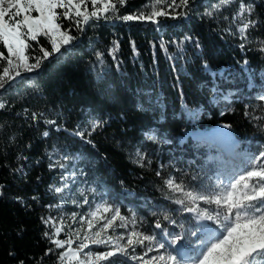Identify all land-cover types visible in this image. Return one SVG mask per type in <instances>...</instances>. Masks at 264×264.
<instances>
[{
	"label": "trees",
	"instance_id": "obj_1",
	"mask_svg": "<svg viewBox=\"0 0 264 264\" xmlns=\"http://www.w3.org/2000/svg\"><path fill=\"white\" fill-rule=\"evenodd\" d=\"M240 2L193 0L186 16L159 24L91 22L83 33L73 30L78 39L62 57L0 92V264H62L63 249L44 235L55 227L43 220L64 202L55 188L73 167L139 231L165 244L181 235L198 253L191 238L198 225L184 210L191 205L167 180L197 194L215 191L217 176L234 177L264 151V0H243L257 22L246 40L232 20ZM150 3L127 0L120 14ZM218 123L239 142L234 160L200 134Z\"/></svg>",
	"mask_w": 264,
	"mask_h": 264
},
{
	"label": "snow or ice",
	"instance_id": "obj_2",
	"mask_svg": "<svg viewBox=\"0 0 264 264\" xmlns=\"http://www.w3.org/2000/svg\"><path fill=\"white\" fill-rule=\"evenodd\" d=\"M229 2L230 0H223L224 4ZM126 3L127 0H0V90L11 87L18 79H23L24 74L32 73L45 62L62 57L78 39L72 34L73 30L83 33L91 22L113 17L123 21L159 24L161 17L186 16L193 0H152L150 5L145 6L147 11L142 9L135 13L120 14V9ZM219 7L215 6L214 10H219ZM177 8L181 11L176 12ZM253 13V5L241 0L233 17L234 20L240 18L244 21L239 29L244 40L247 39V30L257 24L255 19H249ZM207 14L212 15L211 12ZM64 21L68 23L64 24ZM261 50L264 51V48ZM32 52L36 54L32 55ZM102 56L103 53H97L98 59ZM260 99L264 100V96ZM4 107L5 104L0 103V109ZM32 117L36 119L37 114L32 113ZM46 122L55 124V121ZM101 126L98 122L94 123L92 131ZM43 135L48 136V132L45 131ZM74 135L83 139L86 133L76 131ZM249 165L246 170L230 178L227 184L217 185L218 190L201 194L185 192L182 184L175 183L173 179L167 180L169 188L183 192L192 204L195 205L200 200L205 204L216 205L214 212L201 209L199 205L184 208L187 212L197 213L198 219L215 221L219 228L215 233L209 231L204 239H200L196 231L191 233L197 237L200 245L198 254L193 257H189L180 245L179 242L183 239L181 235L172 237L167 246L163 242H157L155 248L145 245L146 241L151 245L156 240L155 236L145 235L135 229L126 238L120 236L114 240L111 235L105 236L108 230L127 225V218L121 215L120 209L108 204L101 207L104 213L111 215L102 216L104 223L100 229L93 232L92 236L85 235L76 247H72L75 243L72 239H53V236H59L63 231L62 227H55L51 235L48 232L44 235L56 248L68 246L67 251L58 253L62 264H124L122 257L139 261L140 264H264V151L253 157ZM192 179L195 180L196 177L193 176ZM55 191L61 193L63 188L57 187ZM176 203L184 205L185 201L177 200ZM99 212L100 208L90 215L95 219ZM75 216L73 213V218ZM164 219L169 217L165 215ZM117 221L120 222L119 225ZM43 222L48 225L51 220L45 219ZM84 222V218H81V223ZM94 227L92 220H87L88 230L91 231ZM155 227L160 229L162 225L157 221ZM120 240H125V243L121 244ZM89 244H103L110 246V250L86 252ZM137 246L146 247L143 255L130 254L129 250L135 252ZM168 248L172 250L169 251ZM161 249L164 251L161 252ZM48 251L53 252L54 249L50 248ZM153 251L158 254L145 259ZM81 254L84 258H81Z\"/></svg>",
	"mask_w": 264,
	"mask_h": 264
},
{
	"label": "rangeland",
	"instance_id": "obj_3",
	"mask_svg": "<svg viewBox=\"0 0 264 264\" xmlns=\"http://www.w3.org/2000/svg\"><path fill=\"white\" fill-rule=\"evenodd\" d=\"M238 6H239V3L233 6L235 9L232 12V20H233L234 26H236L238 32L240 33L239 29L242 26L244 21H243V19H240V18H237L235 20L233 19V17L236 15V12L238 10ZM145 11H147V9H145ZM250 18H251V16L249 17V19ZM35 71L36 70H34L33 72H35ZM226 96H228V95H226ZM217 128L222 129L223 127H217ZM214 131H221L222 132V130H220V129H216ZM212 134L213 133H211V135ZM180 140L183 141L184 139L181 138ZM133 157L137 161V150H135ZM139 157L141 158L142 155L140 154ZM225 164H229V162L225 161ZM63 168L65 169V167H63ZM62 180H63V182H62L63 191L61 193H58V194L61 195V196H59L60 202H63V200H64V202L59 203L60 205L57 208V210L55 212H53V215L47 216V219L51 220V224L54 227H62L63 228V231H61V233L63 234V236L61 238L62 240L72 239L75 242L72 245V247H76L84 239L85 235L92 236L93 232L100 229V227L104 223V220L101 219L102 216H110L111 213H104L103 212V209L101 206L104 204H108V203H106V201L103 199V197L98 194V191H96V189L85 178L84 174L81 171H79L77 174L74 167L71 169H67ZM64 185H67V187L65 188ZM184 190H185V188H184ZM185 192H188V190L187 191L185 190ZM180 193L182 194L181 198L187 200L188 203L191 204L192 207L199 205V207L201 209H203L202 206L199 204L200 200L196 201V204L194 205L187 199V197L184 195L183 192H180ZM193 193L197 194L195 192H193ZM85 201H87V202L85 203ZM111 206L113 208H116L113 205H111ZM98 208H100V212L97 214V217L95 219H93L90 214L93 212H96ZM73 213L76 214L75 218H73ZM121 215L125 216L122 213H121ZM125 217L127 218L126 227L117 226L114 228V230L113 229L108 230L104 235L105 236L111 235L113 237V239L116 240L120 236H124L126 238L128 233L130 231H132L133 229H135L138 232H141L138 230L136 222L132 218H128L127 216H125ZM81 218H84V221H85L84 223H81ZM87 220H92L93 224L95 225V227L91 231H89L87 228ZM214 222L215 221H211L210 224L214 223ZM116 223H117V225H119L120 222L117 221ZM211 225H212V228H209L208 226H206L205 228L206 229L208 228V232L211 231V232L215 233V230L213 229V224H211ZM186 229L189 230L190 228L187 227ZM202 229H204V227ZM199 232H201L200 229H199V231H197V233H199ZM206 234H202L200 239H204ZM77 235H79V239H77ZM163 236L165 237V235H163ZM193 237L194 236L191 235V238H193ZM56 239H60V238H56ZM165 239H168V241L166 243V246H167L168 243L170 242V239L169 238H165ZM157 242H161V241L156 238V240L154 242H152L151 245H149V242H147V241L145 242V245L155 248V245ZM120 243L121 244L125 243V240H120ZM179 243H180V245L183 246L185 253H187V255L189 257H193V256L198 254V253H196L194 255L193 253L188 251V248L183 243V241H180ZM197 245L200 247L198 241L193 243L194 247ZM67 248H68V246L65 245V248H63L62 252L67 251ZM108 250H110V246H106L103 244H100V245L89 244V248L85 249L86 252L87 251L98 252V251H108ZM168 250L171 251L172 249L168 248ZM129 251H130L131 255H143V253L146 251V247L145 246H137L135 249V252H132L131 250H129ZM160 251L163 252L164 250L161 249ZM157 254L158 253L156 251H153V252L149 253L148 256H145V259H148L149 257H151L153 255H157ZM81 258H84L83 254H81ZM121 259L124 261V264H140L139 261H133V260L126 259L123 257ZM73 264H75V262H73Z\"/></svg>",
	"mask_w": 264,
	"mask_h": 264
},
{
	"label": "bare ground",
	"instance_id": "obj_4",
	"mask_svg": "<svg viewBox=\"0 0 264 264\" xmlns=\"http://www.w3.org/2000/svg\"><path fill=\"white\" fill-rule=\"evenodd\" d=\"M217 127H223V128L221 129V128H217ZM216 129H220V130H222V132L221 131H214ZM211 133H213V134L211 135ZM209 135H210V139L212 142L225 143L227 138H232L228 128L225 125H219V124L216 125V127L211 128ZM183 139H185V138H183ZM180 141H182V140H180ZM232 147H234V143H232ZM219 180L223 181L225 184H227L229 182L228 179H226V180L225 179H219Z\"/></svg>",
	"mask_w": 264,
	"mask_h": 264
},
{
	"label": "water",
	"instance_id": "obj_5",
	"mask_svg": "<svg viewBox=\"0 0 264 264\" xmlns=\"http://www.w3.org/2000/svg\"><path fill=\"white\" fill-rule=\"evenodd\" d=\"M34 72H32V73H26V74H33ZM26 74H24V75H26ZM4 89H2V90H0V92H2Z\"/></svg>",
	"mask_w": 264,
	"mask_h": 264
},
{
	"label": "built area",
	"instance_id": "obj_6",
	"mask_svg": "<svg viewBox=\"0 0 264 264\" xmlns=\"http://www.w3.org/2000/svg\"><path fill=\"white\" fill-rule=\"evenodd\" d=\"M219 125H222V124H220V123H218ZM218 124H216V125H218ZM216 125L214 126V127H216Z\"/></svg>",
	"mask_w": 264,
	"mask_h": 264
}]
</instances>
